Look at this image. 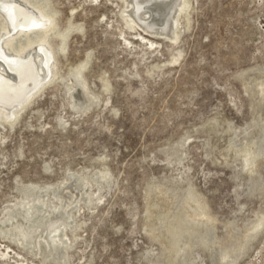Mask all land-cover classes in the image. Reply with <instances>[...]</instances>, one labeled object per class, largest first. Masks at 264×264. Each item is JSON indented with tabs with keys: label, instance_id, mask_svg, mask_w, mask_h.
I'll list each match as a JSON object with an SVG mask.
<instances>
[{
	"label": "rangeland",
	"instance_id": "374dc122",
	"mask_svg": "<svg viewBox=\"0 0 264 264\" xmlns=\"http://www.w3.org/2000/svg\"><path fill=\"white\" fill-rule=\"evenodd\" d=\"M51 1L61 29L84 31L65 51L53 41L52 86L13 127L0 124L2 249L25 264H171L163 220L179 208L194 218L204 207L198 228L214 226L219 242L194 248L198 263L222 264L231 249L237 264H264V229L243 237L264 219V155L256 173L243 170L244 148H264V0H189L174 40L136 24L124 29L121 0ZM88 60L78 85L76 68ZM47 192L49 208L21 218L23 199ZM8 210L20 229L32 226L23 239L33 248L18 245ZM55 225L68 227V248L52 243Z\"/></svg>",
	"mask_w": 264,
	"mask_h": 264
},
{
	"label": "bare ground",
	"instance_id": "6f19581e",
	"mask_svg": "<svg viewBox=\"0 0 264 264\" xmlns=\"http://www.w3.org/2000/svg\"><path fill=\"white\" fill-rule=\"evenodd\" d=\"M93 1L95 3V1L97 2L99 0ZM121 1L124 3V6L120 12L127 15V17L125 15L122 17L124 29H133L137 25L142 30L151 34L155 33L154 35H160L159 37L162 35L173 40L175 39L173 36H176L177 38L180 36L179 33L174 34V29L178 30L177 27L179 25L177 16L178 14L181 16L184 15V17L188 16L186 10L190 5L189 0ZM76 9L77 8L72 9V12L76 11ZM58 14L59 12L53 7L51 0H0V19L2 20L0 23V124L5 121L13 127L19 120L20 114H18V112H23L25 107L28 108L31 101L41 92V90L52 84L54 76L53 70L56 65L57 48L54 47L53 41L58 39L59 50L61 49L62 51H65L70 35L73 32L84 31L83 27L70 23L72 21L69 22L70 24L67 25L65 29H61L59 27ZM123 31L121 32L123 40L128 45L132 44L133 42L131 39L129 40L126 38L125 31ZM137 36L142 40L146 39V37H144L141 33ZM155 44L156 42H150V48H153ZM141 53L138 52V54ZM146 55L147 53L144 54L142 58L143 60ZM89 64L90 60L84 62L83 65L81 64L82 66L76 68L75 78L77 82H79L78 85H81L83 72L88 68ZM105 81L106 86H109L108 81ZM244 152L243 170L248 169L247 173L248 171L252 174L253 172L256 173L257 171L255 172L254 170L255 164L257 163L256 159L264 155V148L258 147L257 149H253L247 145V147L244 148ZM251 173L250 175H252ZM192 196L193 191H188L184 198L185 202L187 203V201L192 200ZM54 198L56 200L61 199L60 196H55ZM51 199L52 198L48 192L46 195H42V197H37L34 201L30 200L27 196L23 199L24 201L21 202L24 209L22 212L23 214H21V218L27 220L28 218H32L35 213L42 212L43 210L41 211V209H48V204ZM98 200L101 203L103 197L98 198ZM178 207H180V205ZM8 209L10 210V208ZM9 210L6 216L9 217V223L12 227V231L10 232L13 234L15 232V237L18 238V245L23 248H29L31 244H25L24 239H28L29 235L33 233L34 230L32 226L27 223L25 228L20 229L23 224V221L21 222L22 219H19V215H17L18 213L12 215ZM204 211L205 208L200 207L199 210L195 211V215L198 216L192 218L187 215H182L179 208L177 213H171L168 218L163 220V222L168 225L166 226L167 233L170 235V239H172L170 241L171 254L173 253L171 264H175L179 261V259H186V262L184 261L185 264H200L198 263L201 262V260L198 261L200 257L194 255L193 253L194 248L198 245L207 248H209V246L212 248L214 245H218L219 239L216 235V228L214 226H204L207 228H202V231L198 228L202 224L206 225V222L204 223L200 219L201 217L199 218V215H201ZM51 222L49 223L53 224V222ZM68 223L69 222H67V224ZM52 227L53 229L50 231V234H55L52 236V243L55 246H64L65 249L68 248V243L61 237V231L65 232L68 227H65L64 230H62L60 226L55 225ZM263 229L264 219L254 225L253 229L250 230L249 235L243 236L245 242L254 239L261 230L263 231ZM204 231H207L208 233ZM36 233L37 232H35V234ZM62 235L64 234L62 233ZM41 238L44 240V243L48 245L47 247H50V243L47 238ZM27 241H29V239ZM182 242H184V244L181 246ZM39 245H42V243ZM31 247L29 249H31ZM244 247L245 243L242 240L238 249L235 250L239 253L243 251ZM10 249L11 247H5L2 249V246H0V258L4 261H7V259H14L15 263L13 264H25L26 261L18 260L21 259V255L16 252L14 256H12L13 252H11ZM233 254L234 253L231 249L223 250L221 253L220 263L237 264L239 257L235 259L234 256H232ZM204 262L205 261H203L202 264H204Z\"/></svg>",
	"mask_w": 264,
	"mask_h": 264
}]
</instances>
